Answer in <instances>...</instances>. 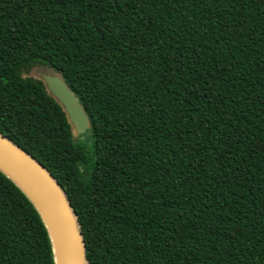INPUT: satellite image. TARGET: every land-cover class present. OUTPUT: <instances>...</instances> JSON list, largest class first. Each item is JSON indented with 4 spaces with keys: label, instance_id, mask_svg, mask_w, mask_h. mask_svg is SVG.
I'll list each match as a JSON object with an SVG mask.
<instances>
[{
    "label": "trees",
    "instance_id": "trees-1",
    "mask_svg": "<svg viewBox=\"0 0 264 264\" xmlns=\"http://www.w3.org/2000/svg\"><path fill=\"white\" fill-rule=\"evenodd\" d=\"M0 133L61 187L88 264H264V0H0ZM0 264H56L1 170Z\"/></svg>",
    "mask_w": 264,
    "mask_h": 264
},
{
    "label": "water",
    "instance_id": "water-1",
    "mask_svg": "<svg viewBox=\"0 0 264 264\" xmlns=\"http://www.w3.org/2000/svg\"><path fill=\"white\" fill-rule=\"evenodd\" d=\"M49 93L62 105L77 134L89 120L59 75L40 73ZM0 170L29 198L49 231L56 264H88L82 230L63 190L29 153L0 133Z\"/></svg>",
    "mask_w": 264,
    "mask_h": 264
},
{
    "label": "rangeland",
    "instance_id": "rangeland-1",
    "mask_svg": "<svg viewBox=\"0 0 264 264\" xmlns=\"http://www.w3.org/2000/svg\"><path fill=\"white\" fill-rule=\"evenodd\" d=\"M40 73L43 74V73H46V72L43 69L42 70L39 69V71H34L32 74L35 75V76H38ZM78 138L80 139V141L82 143H84L88 147H90L92 145V139L90 137V134L85 133L82 136H79Z\"/></svg>",
    "mask_w": 264,
    "mask_h": 264
}]
</instances>
